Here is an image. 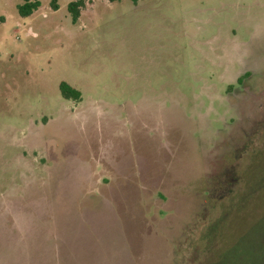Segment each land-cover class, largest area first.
I'll return each mask as SVG.
<instances>
[{"label": "rangeland", "instance_id": "1", "mask_svg": "<svg viewBox=\"0 0 264 264\" xmlns=\"http://www.w3.org/2000/svg\"><path fill=\"white\" fill-rule=\"evenodd\" d=\"M37 1L0 0V264H264V0Z\"/></svg>", "mask_w": 264, "mask_h": 264}, {"label": "trees", "instance_id": "2", "mask_svg": "<svg viewBox=\"0 0 264 264\" xmlns=\"http://www.w3.org/2000/svg\"><path fill=\"white\" fill-rule=\"evenodd\" d=\"M87 0H76L71 2L68 5V12L71 15V21L73 24H76L81 16V11L85 7ZM111 3L117 2L119 0H107ZM133 3H138L139 0H131ZM52 6L54 10H57L58 7L56 5V1L53 0ZM41 7V4L37 0H23V3L18 7V12L21 17H29L34 12H36ZM243 78L238 79V84H242ZM60 90L62 93V96L66 100H74V101H80L81 100V93L74 89L73 87L69 86L66 83H62L60 85Z\"/></svg>", "mask_w": 264, "mask_h": 264}, {"label": "flooded vegetation", "instance_id": "3", "mask_svg": "<svg viewBox=\"0 0 264 264\" xmlns=\"http://www.w3.org/2000/svg\"><path fill=\"white\" fill-rule=\"evenodd\" d=\"M246 78H248V77H246Z\"/></svg>", "mask_w": 264, "mask_h": 264}]
</instances>
